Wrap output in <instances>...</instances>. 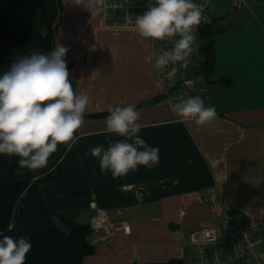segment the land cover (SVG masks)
Here are the masks:
<instances>
[{"label": "crops", "instance_id": "0c3cea01", "mask_svg": "<svg viewBox=\"0 0 264 264\" xmlns=\"http://www.w3.org/2000/svg\"><path fill=\"white\" fill-rule=\"evenodd\" d=\"M60 1L53 48L58 42L69 49L65 60L73 88L86 92L92 104L71 151L59 145L46 167L22 168L17 176L36 179L61 166L63 176L43 182L41 189L51 209L90 223L95 252L82 264L173 259L194 264L191 231L217 225L223 207L237 214L241 228L254 229L264 246V0L239 9L231 0L215 1L214 22L222 30L216 36L214 81L207 83L211 104L205 106L214 107L218 119L206 126L172 111L175 103L157 78L161 69L153 66L155 57L145 61L154 52L151 39L135 28L107 27L103 10L92 16L74 0ZM10 2L0 0V8H7L14 26H37L35 0L19 10L8 9ZM7 70L0 68V75ZM221 76H229L233 85L216 82ZM127 104L140 112L139 135L159 148V163L114 179L111 171H101L90 149L107 148L108 138L123 139L108 134L105 122L109 105ZM105 222H127L130 231L107 237Z\"/></svg>", "mask_w": 264, "mask_h": 264}, {"label": "clouds", "instance_id": "9594fccd", "mask_svg": "<svg viewBox=\"0 0 264 264\" xmlns=\"http://www.w3.org/2000/svg\"><path fill=\"white\" fill-rule=\"evenodd\" d=\"M92 16L99 13L105 0H74ZM148 10L136 16L135 29L142 38L172 40L171 50L145 57L157 70L169 68V81L177 75L178 65L196 50L195 31L202 20V7L193 0H149ZM69 49L60 43L49 53L33 51L17 58L0 75V154L18 156V165L35 171L47 166L49 158L65 145L71 151L76 133L92 98L72 85L65 60ZM178 117L206 126L218 119L212 106L199 96L172 105ZM106 132L123 139H107L90 149L100 161L101 171H111L114 179L126 176L138 166L152 169L159 163V148L151 147L139 135L141 114L135 104L108 106ZM87 155V154H86ZM32 244L28 238L0 236V264H26Z\"/></svg>", "mask_w": 264, "mask_h": 264}, {"label": "trees", "instance_id": "16d2710c", "mask_svg": "<svg viewBox=\"0 0 264 264\" xmlns=\"http://www.w3.org/2000/svg\"><path fill=\"white\" fill-rule=\"evenodd\" d=\"M29 0H11L9 8L19 10ZM38 8L37 26H13L7 8H0V68L9 69L17 58L33 51L49 53L53 49L59 27L60 0H35ZM222 28L214 22L201 31V73L207 83L214 81L217 61L216 36ZM216 82L231 87L229 76ZM18 156L0 155V236L14 239L28 238L32 248L26 264H82L85 256L95 252L90 241V223H79L51 209L45 201L41 184L62 177L61 166L37 177L19 179ZM84 192V191H82ZM21 196L25 201L19 217L14 222L16 205ZM149 264H174L173 260Z\"/></svg>", "mask_w": 264, "mask_h": 264}, {"label": "built area", "instance_id": "2783aa9c", "mask_svg": "<svg viewBox=\"0 0 264 264\" xmlns=\"http://www.w3.org/2000/svg\"><path fill=\"white\" fill-rule=\"evenodd\" d=\"M215 1L193 0L202 7V20L195 31L196 50L178 65L179 71L173 80L169 81L167 78L170 67L156 73L165 96L172 100L175 98L178 103L199 96L206 105L211 104L208 85L201 73L200 35L202 29L214 20ZM249 2L250 0H231L230 5L233 9H239ZM148 3L149 0H105L102 8L104 22L109 28H135L136 16L148 10ZM152 45L154 52L162 55L164 51L171 50L173 41L152 40ZM203 199L205 203L210 202L206 191L203 192ZM103 227L107 237H114L120 231H130V224L127 222H105ZM188 246L193 253L194 264H264V246L259 242L256 231L241 228L237 214L226 207H223L217 225H201L191 231Z\"/></svg>", "mask_w": 264, "mask_h": 264}, {"label": "water", "instance_id": "95a60500", "mask_svg": "<svg viewBox=\"0 0 264 264\" xmlns=\"http://www.w3.org/2000/svg\"><path fill=\"white\" fill-rule=\"evenodd\" d=\"M24 201H25V197L21 196L19 201H18V203H17V205H16V208H15V213H14V218H13L14 222L17 220V218L20 215V212L22 210ZM173 262H174V264H185V262L183 260H181V259H173Z\"/></svg>", "mask_w": 264, "mask_h": 264}, {"label": "rangeland", "instance_id": "374dc122", "mask_svg": "<svg viewBox=\"0 0 264 264\" xmlns=\"http://www.w3.org/2000/svg\"><path fill=\"white\" fill-rule=\"evenodd\" d=\"M14 18H13V20H11V25H13L14 26ZM174 96H175V94H173ZM166 98L167 99H169L170 101H174V102H176V103H178V100H176L175 98L172 100L171 98H169V96H166ZM58 154V153H57ZM56 155V154H55ZM19 178V177H18ZM20 179V178H19ZM188 263H189V261H188ZM190 264V263H189Z\"/></svg>", "mask_w": 264, "mask_h": 264}]
</instances>
